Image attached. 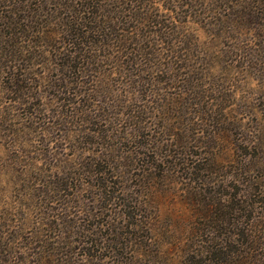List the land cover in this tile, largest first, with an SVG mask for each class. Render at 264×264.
Here are the masks:
<instances>
[{"label":"trees","instance_id":"16d2710c","mask_svg":"<svg viewBox=\"0 0 264 264\" xmlns=\"http://www.w3.org/2000/svg\"><path fill=\"white\" fill-rule=\"evenodd\" d=\"M196 23L264 72V0H0V264H264V128Z\"/></svg>","mask_w":264,"mask_h":264},{"label":"rangeland","instance_id":"374dc122","mask_svg":"<svg viewBox=\"0 0 264 264\" xmlns=\"http://www.w3.org/2000/svg\"><path fill=\"white\" fill-rule=\"evenodd\" d=\"M197 24V23H196ZM208 28L197 25H192L193 32L197 33V37L200 42V49L202 50L205 56L210 57V69L209 74L212 79H216V82L223 88V91L229 92L232 91L234 94V100L232 102L231 114L234 119L233 122H238L239 120L243 123L248 122L249 125H258L264 128V72L261 69H243L240 62H234L233 65L228 66L227 63H230L231 56L228 57V52H231L229 48L230 42L222 40L212 39ZM226 39V38H225ZM248 41L250 38L248 37ZM235 60V58H234ZM237 68H241L240 70ZM259 70V71H258ZM211 71V72H210ZM206 88H209L206 86ZM245 118V119H244ZM33 145V144H32ZM211 146L213 144L211 143ZM6 147L3 140L0 139V156L3 157L6 155ZM214 149L217 152H220L219 161L222 165L229 167L230 163L233 162L236 158V154L226 142L223 144V150L219 149L218 144ZM38 151V150H37ZM35 149L31 146L29 147L28 154L32 157L37 155L34 153ZM225 152V153H222ZM254 153V152H253ZM253 155H256L254 153ZM6 158V157H5ZM254 165H257L259 161L254 159ZM12 175L10 179L12 182L6 184L8 192L4 193L6 200L10 201L12 204L18 202V199L22 194H26L25 203L28 200V194L30 191L26 190V187H30V183L22 181L23 177L19 178L17 173V167H10ZM260 170V171H259ZM261 169L254 170L255 175H261ZM6 178L4 182H7ZM2 186H5V183H2ZM35 187V186H34ZM177 193H172L170 187H168L170 193L169 196L165 197L163 200V216L166 217V224L170 223L171 217L175 216L176 213L180 216H188L189 208L180 204L183 201V196L181 190L176 187ZM172 194L174 199H172ZM167 242V240H165Z\"/></svg>","mask_w":264,"mask_h":264}]
</instances>
